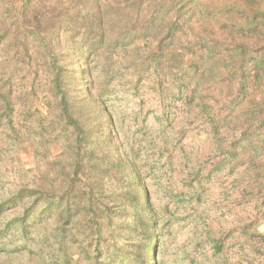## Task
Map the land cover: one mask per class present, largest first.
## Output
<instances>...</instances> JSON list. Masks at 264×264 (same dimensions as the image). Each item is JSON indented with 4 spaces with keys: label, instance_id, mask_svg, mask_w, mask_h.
<instances>
[{
    "label": "trees",
    "instance_id": "trees-1",
    "mask_svg": "<svg viewBox=\"0 0 264 264\" xmlns=\"http://www.w3.org/2000/svg\"><path fill=\"white\" fill-rule=\"evenodd\" d=\"M240 1L245 6L251 3ZM47 2H53L56 17L44 10ZM231 9L230 6L211 9L204 0H24L10 9L0 7L3 16L17 17L28 30L27 36L33 35L36 45L30 46L27 36L20 37L16 41L20 51L16 49V52L39 63L37 66L45 72V83H48V100L44 105L47 114L54 122L61 123L62 132L68 130L64 150L59 154L61 162L56 164L62 174L58 183L56 176L46 173L38 186H34L35 181L31 187L24 181L18 188L14 184V189L8 192L0 185L13 208L25 209L16 218L13 230L26 238L28 225L25 224L34 212L32 208L39 205L40 213L57 224L58 236L65 241L76 242L85 226L90 229L91 238L87 236L91 240L112 244L115 236L111 229L108 231L111 227L108 222L117 217L121 224L128 220L122 229L126 226L129 232L140 231L144 236L138 252L148 260L151 253L154 259L157 257L159 212L151 194L141 184L138 166L134 162L122 163L125 161L118 154L113 161L109 160V150L116 149L113 134L117 132L118 121L113 104V109L107 105L113 99H124L134 117L142 108V100L137 104L134 101L137 97L149 94L164 113L169 110L166 105L178 103L181 127L189 121L204 123V140L219 153L222 163L253 161L262 154L264 14L260 19L245 13L236 17L231 15ZM212 20L231 31L226 34L227 28L217 30ZM5 25L6 18L0 21V40L8 34ZM59 31L67 34L59 38ZM251 33L262 38V42L258 41L262 47H252L256 42L252 44L247 38ZM65 51L75 55L74 65L65 63ZM2 55L4 52L0 49V59ZM1 63L0 77L4 71ZM80 74L87 78L88 90L79 87ZM2 89L0 86V115L13 124L12 111L17 101L24 107L27 102L24 99L29 94L26 90L22 98L11 97L10 89ZM109 97L111 100H107ZM99 110L109 128L99 120H90L91 115L95 116L93 113L100 116ZM11 131L17 140L19 132L13 127ZM99 131L106 134L105 139L95 135ZM94 139L100 140L90 144ZM12 146L13 151L19 148L17 142H12ZM1 152L2 148L0 158ZM184 160L181 176L189 183L198 182L199 170L191 157L185 154ZM262 163L252 164L253 177L264 173ZM1 168L4 167L0 165ZM125 169L137 174L130 206L124 201L125 194L102 192L109 179ZM48 187L54 190L51 192ZM195 190L190 187L174 193V198H183L179 203H186L184 211L194 209L198 198ZM166 206L164 214L169 215ZM215 250L220 252L219 243ZM95 257L93 264H97Z\"/></svg>",
    "mask_w": 264,
    "mask_h": 264
},
{
    "label": "rangeland",
    "instance_id": "rangeland-1",
    "mask_svg": "<svg viewBox=\"0 0 264 264\" xmlns=\"http://www.w3.org/2000/svg\"><path fill=\"white\" fill-rule=\"evenodd\" d=\"M22 1L24 0H0V7L3 5L10 9V6ZM204 1L211 5V9L230 6L231 15L236 17L245 13L260 19L264 14V0H250L251 3L247 6L240 0ZM52 5L53 2H47L44 10L51 17H56L58 13L52 9ZM1 13L0 21L6 18L5 27L8 31L5 39L0 40V49L4 52L0 59L4 70L0 77V86L3 88L1 91L10 89L11 97L22 98V92L27 90L29 96L24 99L27 100L24 107H20V100L17 101L18 104L12 111L13 124H9L4 115H0V165L4 167L0 170V185L5 186L8 192L14 189V184L18 188L21 185L19 183L24 181L30 187L35 182L37 185L35 183L34 186H38V181L46 173L51 177L56 176L58 183L62 174L57 170L56 164L61 162L59 154L64 150L65 133L68 130L62 132L61 123L54 122V118L47 114L44 106L48 100L45 72L40 65L37 66L39 63L36 64L33 59L16 52V49L19 50L16 41L20 37H26L28 30L24 29L17 17L3 16ZM212 23L219 31L227 28L220 27L216 20H212ZM229 31L231 29L227 28L226 34ZM16 33L17 36L14 37L13 34ZM66 34L59 31L57 36L63 38ZM247 38L252 44L256 42L252 45L253 48L262 47L259 35L251 33ZM27 39L30 46L36 45L33 35L27 36ZM64 57L65 63L75 64L74 54L65 51ZM90 65L93 66L92 63ZM79 79V87L88 90L89 83L85 75L80 74ZM70 91L78 96L72 87ZM114 100L107 102L111 108V103L113 104L118 118L117 132L113 134L116 149L109 150L113 154H109V160L113 161L118 154L125 161H121L122 163L128 165L129 162H134L138 166L141 184L151 194L153 204L159 212L157 257L154 259L151 253L148 260L146 255L144 257L143 253L138 252L144 236L140 231L129 232L126 226L122 229V225L128 223V220L121 224L117 217H112L108 222L111 226L108 231L111 229L115 236L112 244L102 243L98 239L94 241V238L91 240L90 229L85 226L81 230L83 236L79 231L76 242L65 241L62 236H58L57 224L40 213L39 205L32 208L34 212L29 214L25 224L28 225V235L25 238L12 228L13 224H17L16 218L21 217L25 209L13 208L0 188V264H93L95 255L97 264H106L109 259H112L110 264H146V261L150 264H264V173L252 176V164L264 162V150L253 161L244 159L239 163H222L219 153L213 151L204 140V123L189 121L181 127L178 122L181 107L178 103L166 105L168 115L149 94L144 98L137 97L134 101L137 104L142 100V108L134 117L126 108L124 99ZM146 101L149 103L146 104ZM98 112L100 116L93 113L95 116L91 115L90 120H99L105 128H109L105 115L101 110ZM12 127L19 132L17 140L11 135ZM95 135L100 139L106 137L100 131ZM40 140L45 141L40 143ZM98 140H91L90 144ZM32 141L35 143H31ZM231 141L233 140L227 142L232 143ZM12 142H17V151H13ZM185 154L191 157V162L199 170L198 182L189 183L187 178L181 176ZM261 167L264 168V165ZM126 169L119 171L114 179H109L102 192L104 195L112 192L118 196L125 194L124 201L129 205L137 174ZM54 187L56 193H59L58 188ZM54 187L47 189L52 192ZM190 187L196 189L198 198L193 205L194 209L184 211L186 203H179V199L183 198H174L173 195L176 191H185ZM166 205L171 216L164 214ZM129 221H132L131 218ZM7 230L10 232L5 233ZM104 231L106 233V227ZM218 243L220 252L215 250Z\"/></svg>",
    "mask_w": 264,
    "mask_h": 264
}]
</instances>
